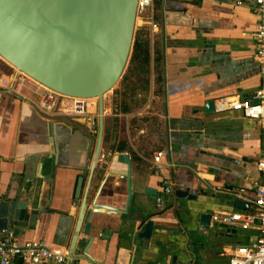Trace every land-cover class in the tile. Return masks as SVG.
Returning a JSON list of instances; mask_svg holds the SVG:
<instances>
[{
	"label": "crops",
	"instance_id": "1",
	"mask_svg": "<svg viewBox=\"0 0 264 264\" xmlns=\"http://www.w3.org/2000/svg\"><path fill=\"white\" fill-rule=\"evenodd\" d=\"M140 22L141 27L149 29L147 22L142 19ZM258 22L254 0H161L159 26L149 32L151 67L155 50L161 52L162 90L159 95L155 93L151 74L148 90L137 91L131 106L140 104L130 112L120 110V87L117 113H114L113 96L104 95L103 134L96 159L93 155L98 131L97 110L91 108L90 114L82 117H48L22 96L0 86V192L16 178L17 168L29 155L55 152L56 160L49 187V212L36 221L33 229L11 227L19 240L44 239L67 255L86 193L90 205L94 200L105 205H123L125 180L109 177L107 170L100 168L103 155L112 144L115 122L118 132L114 152L115 155L124 152L130 157L133 192L138 186L147 188L156 204L163 179L171 186L174 182L188 187L197 197L190 206L212 208L213 212L245 211V208V212H253L250 203L245 208L234 206L235 192L241 187H251L260 177L256 163L264 157V124L230 108L217 110L216 104L223 98L250 99L263 83L264 77L254 56L253 34ZM156 36L159 43L155 42ZM6 76L2 72L0 81ZM23 92L35 100L30 89ZM208 99L214 103L211 114L204 112V102ZM157 119L163 122V130L157 128ZM121 143L126 148L119 151ZM157 151H163L164 157L161 167L156 169L152 160ZM132 154L137 161L132 160ZM213 162L230 170L215 174ZM79 178L81 187L78 197H74ZM18 183L16 180L13 185ZM169 198L170 194L164 197L163 207L169 204ZM181 213L185 214L182 210ZM84 223L85 217L78 225L75 249H82L83 244L78 240L84 237ZM211 224L220 225L217 229L222 231L230 227L235 233H216L208 240L197 241L191 249L187 247L186 234H163L167 259L158 244L150 245L134 257L133 246L121 230L105 227L103 237L94 238L86 249L88 256L76 264H229L227 249L247 245L258 234L256 228ZM172 255L176 256L174 263H171ZM10 264L33 263L16 257ZM60 264H66V260Z\"/></svg>",
	"mask_w": 264,
	"mask_h": 264
},
{
	"label": "water",
	"instance_id": "2",
	"mask_svg": "<svg viewBox=\"0 0 264 264\" xmlns=\"http://www.w3.org/2000/svg\"><path fill=\"white\" fill-rule=\"evenodd\" d=\"M137 3L138 0H0V58L10 64L14 72L21 71L58 93L97 100L94 159L98 156L103 134L104 95L109 91L113 92L114 113L118 112V91L133 43ZM213 110V100H206L205 114H211ZM80 129L90 138L84 128ZM50 130L52 134V125ZM117 132L115 122L112 144L103 155L100 168L107 170L109 177L125 180V201L120 207L101 204L97 200L90 205L89 194H85L66 264H76L86 258L87 247L94 238L103 237L105 227L121 230L133 246L134 257L150 245L158 244L165 259L168 251L163 234H186L187 247L191 249L196 247L197 241L208 240L216 233H235L230 227L222 231L217 229L220 225L211 224L212 208L190 206L197 197L188 187L172 182L169 204L160 208L151 200L147 188L138 186L133 192L130 157L124 152L116 155L114 152ZM51 139L53 142V135ZM217 158L225 159L223 156ZM55 164V152L35 153L23 160L22 166L17 168L16 178L13 177L7 188L0 192V229H33L36 221L49 212V187ZM212 170L217 174L220 170L230 169L213 162ZM16 180L19 181L17 186L13 185ZM165 182L161 180V191ZM80 183L79 178L74 197H78ZM234 206L245 208L249 204L236 198ZM83 217L84 237L78 240L83 246L75 249L78 225ZM175 257L172 255L171 263L175 262Z\"/></svg>",
	"mask_w": 264,
	"mask_h": 264
},
{
	"label": "built area",
	"instance_id": "3",
	"mask_svg": "<svg viewBox=\"0 0 264 264\" xmlns=\"http://www.w3.org/2000/svg\"><path fill=\"white\" fill-rule=\"evenodd\" d=\"M255 12L259 15V22L253 34L254 56L259 62L260 71L264 77V0H254ZM154 0H138L137 17L149 25L150 32L157 30L158 23L153 20ZM0 86L11 93L22 96L30 102L37 111L44 116H86L90 109L97 110L95 98H77L58 93L29 77L25 73L14 70L0 81ZM30 89L35 95L31 100L23 92ZM230 108L249 119L264 124V79L255 89L252 97L236 99H220L216 109ZM163 151H157L152 160L154 168L162 165ZM260 177L251 183V187H241L235 196L253 205V212L245 211H215L211 213V222L223 225H233L241 229L256 228L258 231L254 241L247 245H236L227 249L229 264H264V157L256 163ZM171 185L165 182L155 203L158 208L165 203L164 197L170 194ZM28 261L33 264L64 263L67 256L63 249L51 247L46 240L31 238L20 241L13 228L0 229V264H10L13 258Z\"/></svg>",
	"mask_w": 264,
	"mask_h": 264
},
{
	"label": "trees",
	"instance_id": "4",
	"mask_svg": "<svg viewBox=\"0 0 264 264\" xmlns=\"http://www.w3.org/2000/svg\"><path fill=\"white\" fill-rule=\"evenodd\" d=\"M160 6L161 0H154L153 8V20L159 22L160 18ZM155 42L159 43V39L156 36ZM4 64V74L9 75L13 67L1 58ZM151 74L153 75L155 83V93L158 95L162 90V58L159 49L155 50L153 56V66L151 67V52H150V32L145 26L138 28L133 37V43L129 55V59L120 82L119 91V107L121 112H130L138 108L140 103H136L133 106V98L138 90H148ZM159 130H163V122L160 119L156 120ZM158 138L161 139L160 132L157 133ZM126 148L124 143L119 146V151ZM132 160L137 161V157L132 154ZM243 210H247L246 208Z\"/></svg>",
	"mask_w": 264,
	"mask_h": 264
},
{
	"label": "rangeland",
	"instance_id": "5",
	"mask_svg": "<svg viewBox=\"0 0 264 264\" xmlns=\"http://www.w3.org/2000/svg\"><path fill=\"white\" fill-rule=\"evenodd\" d=\"M140 20L141 19H139L138 17H137V19H136V24H135V30H134V33H135V31L138 29V28H141V26L140 25H142L141 24V22H140ZM2 69L4 70V64H3V62H2V60H1V58H0V74H2ZM14 70V68L11 70V71H13ZM125 70V69H124ZM123 75V74H122ZM122 77V76H121ZM120 82H121V80H120ZM107 93H109L111 96H113V92L112 91H109V92H107ZM158 108L160 107V106H157ZM157 108V109H158ZM161 108V107H160Z\"/></svg>",
	"mask_w": 264,
	"mask_h": 264
}]
</instances>
